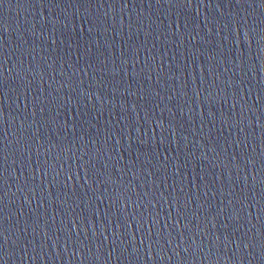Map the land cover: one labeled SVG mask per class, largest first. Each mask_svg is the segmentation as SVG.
<instances>
[{"label":"water","instance_id":"obj_1","mask_svg":"<svg viewBox=\"0 0 264 264\" xmlns=\"http://www.w3.org/2000/svg\"><path fill=\"white\" fill-rule=\"evenodd\" d=\"M0 264H264V211L156 208L0 217Z\"/></svg>","mask_w":264,"mask_h":264}]
</instances>
